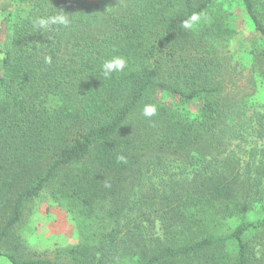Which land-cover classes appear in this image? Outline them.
<instances>
[{
  "label": "trees",
  "instance_id": "obj_1",
  "mask_svg": "<svg viewBox=\"0 0 264 264\" xmlns=\"http://www.w3.org/2000/svg\"><path fill=\"white\" fill-rule=\"evenodd\" d=\"M3 1L0 258L264 264V0ZM60 10L70 27H33ZM238 10L249 65L220 48ZM114 55L127 67L105 79ZM43 194L79 239L40 254L19 228Z\"/></svg>",
  "mask_w": 264,
  "mask_h": 264
},
{
  "label": "rangeland",
  "instance_id": "obj_2",
  "mask_svg": "<svg viewBox=\"0 0 264 264\" xmlns=\"http://www.w3.org/2000/svg\"><path fill=\"white\" fill-rule=\"evenodd\" d=\"M230 4H235L238 0H227ZM4 1L0 0V8ZM239 16L236 23V34L229 40L223 41L220 48L229 53H234L235 58L241 60L245 65H249L248 46L246 41L251 37V29L245 16L238 10ZM205 22L201 19L200 23ZM2 24L0 17V44L3 40ZM256 107L264 106V89L259 87L254 99ZM192 107V106H191ZM262 109V108H261ZM19 233L26 247L36 253H48L55 248H64L75 244L79 239V230L72 217L59 209L46 194L41 195L33 201L27 209L26 218ZM0 264H9L0 258Z\"/></svg>",
  "mask_w": 264,
  "mask_h": 264
},
{
  "label": "clouds",
  "instance_id": "obj_3",
  "mask_svg": "<svg viewBox=\"0 0 264 264\" xmlns=\"http://www.w3.org/2000/svg\"><path fill=\"white\" fill-rule=\"evenodd\" d=\"M202 19V14L193 13L188 19L182 22L184 29H193ZM34 28L41 32L49 31L53 26H62L68 28L71 25V18L63 10L55 11L53 14L46 16H37L31 20ZM51 59L46 58V63H50ZM127 67V60L119 55H114L110 59H105L101 65V72L105 79L110 78L113 73H122ZM157 114V107L154 104H145L142 108V115L146 118H152ZM123 161L124 157H118Z\"/></svg>",
  "mask_w": 264,
  "mask_h": 264
}]
</instances>
